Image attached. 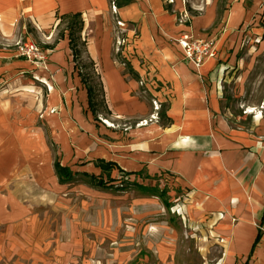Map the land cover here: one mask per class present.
I'll use <instances>...</instances> for the list:
<instances>
[{
  "label": "crops",
  "instance_id": "0c3cea01",
  "mask_svg": "<svg viewBox=\"0 0 264 264\" xmlns=\"http://www.w3.org/2000/svg\"><path fill=\"white\" fill-rule=\"evenodd\" d=\"M110 1L0 0V51L12 52L0 56V226L21 220L25 209L37 211L44 205L40 166L50 173L48 180L59 182L55 161L70 166L87 146L96 147L93 158L83 160L90 162L81 166L82 174L107 178L98 167L100 161L127 172L135 173L142 164L176 174L178 186L199 197L201 210L222 228L214 241L229 245L218 264H264V224L249 257L264 212V147L232 129L220 107L221 82L231 63L225 49L241 39L243 26L251 24L264 0H118V6L113 0L115 14ZM77 13L83 23L86 61L93 63L98 76L92 77L91 69L86 73L91 84L97 80L105 101L104 111L96 117L88 109L68 31L54 40L55 53L46 70L28 72L21 62L9 61L18 54L12 47L17 36L26 34L39 42L33 36L37 33L49 41L60 17ZM184 15L186 24L181 22ZM112 19L123 22L126 31L117 32ZM182 33L214 41V57L198 68L188 63L171 43ZM121 40L126 42L118 46ZM5 72L45 86V94L38 93L42 104L35 111L40 123L37 118L35 122L14 119L2 99ZM153 100L162 109L157 120L150 117ZM100 118H106L110 128L122 126L128 132L110 136ZM87 165L92 171L84 168ZM233 215L239 220L232 221Z\"/></svg>",
  "mask_w": 264,
  "mask_h": 264
},
{
  "label": "rangeland",
  "instance_id": "374dc122",
  "mask_svg": "<svg viewBox=\"0 0 264 264\" xmlns=\"http://www.w3.org/2000/svg\"><path fill=\"white\" fill-rule=\"evenodd\" d=\"M115 3L118 6V0ZM65 27V22H59L52 29L53 37L49 41L33 33L39 40L36 42L40 48L45 49L47 60L55 53L54 40L60 38V34H67ZM243 31L240 41L238 39L232 49H225L231 63L221 82L220 107L232 129L243 132L247 139L264 147V2L251 24L243 26ZM27 36L19 35L17 38L22 43L34 40ZM12 47L18 48L15 42ZM11 53L1 50L0 56ZM22 58L16 55L9 61L19 62ZM86 58L82 53L78 58L81 62L78 67L88 62ZM79 69H83V74L89 71L84 67ZM5 74L8 78L1 83L6 89L2 99L11 108L14 119H34L35 122L37 118L40 123L41 116L37 117L35 111L42 104L41 97H37L38 93L45 94V86L37 81L17 78L14 72ZM28 77L31 79L30 75ZM2 79L0 76V81ZM96 83V79L92 80V85ZM98 95L95 99L99 105L97 109L103 112L100 93ZM248 108H252L253 112L247 113ZM159 112H162L161 108ZM98 122L110 136L117 137L128 132L122 126L110 128L111 123L106 118H100ZM115 137H112L114 141L117 140ZM104 139L111 141L108 136ZM50 149L54 153L55 148L51 146ZM75 149L72 146V150ZM246 149L249 151V148ZM83 151L86 153L80 152L75 164L66 166L72 176L67 183L48 180L50 173L47 175L43 165L39 167L44 176L39 179V190L45 203L37 211L25 209L22 214H26L21 220L10 218L6 225L0 226V264L220 262L229 245L214 241L222 228L215 225L211 214L201 210L199 197L193 195L190 189L178 186L176 174L140 164L135 173L128 175L127 170L118 167V170L113 168L111 171L113 187H94L89 174H82L80 168L90 162L83 160L93 158L96 147L87 146V150ZM84 168L93 169L91 165ZM139 187L148 191H141ZM232 207H238V203H233ZM234 219L238 217L233 215L232 221Z\"/></svg>",
  "mask_w": 264,
  "mask_h": 264
},
{
  "label": "trees",
  "instance_id": "16d2710c",
  "mask_svg": "<svg viewBox=\"0 0 264 264\" xmlns=\"http://www.w3.org/2000/svg\"><path fill=\"white\" fill-rule=\"evenodd\" d=\"M60 22H65L66 23V27L65 30L68 31V41H69V49L72 52V56H73V62H74V66L76 69H78V73H79V77L82 81V83L85 85L86 90H87V101H88V109L90 110L92 116L96 117L99 109H97V107L99 106L98 103L96 102V96H99L98 93H100L101 89H100V85L98 86V84L92 85L90 83L91 78L93 76H98L94 70H93V63L90 62L88 65L84 66V69H91L93 71L92 77L89 76L88 73L83 74L82 71H80L79 67H78V58L81 57L82 53H85L83 50V47L85 45L84 42L81 41V32H82V27H83V23L81 20V15L79 13L77 14H68V15H63L60 17ZM60 37H63V34H60ZM90 67V68H89ZM97 85V86H96ZM100 90H98V89ZM101 94V93H100ZM102 103L101 106H104L105 109V101L102 100L100 101ZM54 166V170H55V174L59 180L60 183H67L71 180L72 176L71 173H68V170L66 167H62L58 162H54L53 164ZM115 164L112 162H103L100 161L98 162V167L101 169L102 174L106 175V179H104L102 177V175H89V178L92 182V185L94 187H101V188H111L113 186H111V179H110V170L112 168H114ZM134 172H127V174H133ZM86 175V174H84ZM88 176V175H86ZM139 189L141 191H148L146 189H144L143 187H139ZM153 193H158L156 190H150ZM159 196L161 197L162 194L159 193ZM163 202L165 204H167L166 200H163ZM264 224V212L263 215L260 219L259 222V227L257 230V236L255 238V241L253 243L251 252L249 253V257L252 255V250L255 247V245L257 244V242L260 239L261 236V227Z\"/></svg>",
  "mask_w": 264,
  "mask_h": 264
},
{
  "label": "built area",
  "instance_id": "2783aa9c",
  "mask_svg": "<svg viewBox=\"0 0 264 264\" xmlns=\"http://www.w3.org/2000/svg\"><path fill=\"white\" fill-rule=\"evenodd\" d=\"M110 2L111 12L115 14L117 12V7L113 0ZM181 22L186 24L188 22V17L184 15ZM111 23L116 27L115 29L117 32L126 31V27L123 22L112 19ZM125 42V40L117 41V45L122 46ZM171 43L181 52L183 58L196 68L200 67L207 60L213 58L216 54L214 41L193 38L192 36L184 33L173 39ZM15 45L18 47L17 56L23 57L19 62H21L24 68L29 69L28 72L47 69L46 51L40 48L36 41L29 39L27 42L22 43L21 39L17 38ZM152 107L153 113L150 117L152 120H157V112L159 110L158 101L153 100Z\"/></svg>",
  "mask_w": 264,
  "mask_h": 264
},
{
  "label": "bare ground",
  "instance_id": "6f19581e",
  "mask_svg": "<svg viewBox=\"0 0 264 264\" xmlns=\"http://www.w3.org/2000/svg\"><path fill=\"white\" fill-rule=\"evenodd\" d=\"M30 76H31V75H30ZM251 112H253L252 108H248V109H247V113H251Z\"/></svg>",
  "mask_w": 264,
  "mask_h": 264
}]
</instances>
